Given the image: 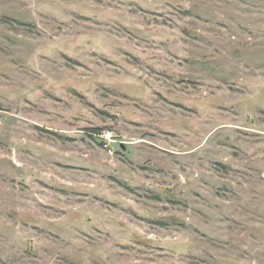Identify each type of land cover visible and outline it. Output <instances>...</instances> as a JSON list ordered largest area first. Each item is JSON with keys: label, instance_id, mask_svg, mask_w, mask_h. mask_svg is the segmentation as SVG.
I'll use <instances>...</instances> for the list:
<instances>
[{"label": "rangeland", "instance_id": "1", "mask_svg": "<svg viewBox=\"0 0 264 264\" xmlns=\"http://www.w3.org/2000/svg\"><path fill=\"white\" fill-rule=\"evenodd\" d=\"M0 264H264V0H0Z\"/></svg>", "mask_w": 264, "mask_h": 264}, {"label": "trees", "instance_id": "2", "mask_svg": "<svg viewBox=\"0 0 264 264\" xmlns=\"http://www.w3.org/2000/svg\"><path fill=\"white\" fill-rule=\"evenodd\" d=\"M90 130V134L91 135H94V134H99L103 131V129H100V128H92V129H89Z\"/></svg>", "mask_w": 264, "mask_h": 264}, {"label": "built area", "instance_id": "3", "mask_svg": "<svg viewBox=\"0 0 264 264\" xmlns=\"http://www.w3.org/2000/svg\"><path fill=\"white\" fill-rule=\"evenodd\" d=\"M103 133H104V130L101 133H99V135H102Z\"/></svg>", "mask_w": 264, "mask_h": 264}]
</instances>
